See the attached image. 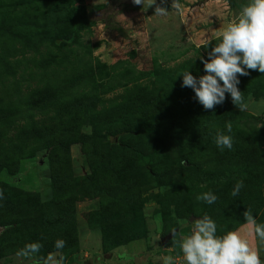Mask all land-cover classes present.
<instances>
[{
	"label": "rangeland",
	"instance_id": "rangeland-1",
	"mask_svg": "<svg viewBox=\"0 0 264 264\" xmlns=\"http://www.w3.org/2000/svg\"><path fill=\"white\" fill-rule=\"evenodd\" d=\"M111 1L125 37L101 20L110 0H0V264H33L16 253L40 242L46 257L58 239L65 264H185L190 219L247 232L251 208L264 224V74L239 77L246 111L227 93L204 109L181 76L205 74L199 57L247 0H180L183 15ZM208 191L212 205L197 200ZM105 251L127 259L92 263Z\"/></svg>",
	"mask_w": 264,
	"mask_h": 264
},
{
	"label": "clouds",
	"instance_id": "clouds-1",
	"mask_svg": "<svg viewBox=\"0 0 264 264\" xmlns=\"http://www.w3.org/2000/svg\"><path fill=\"white\" fill-rule=\"evenodd\" d=\"M144 3L145 0H133L134 5ZM154 3L152 0V5ZM161 5H166V0H161ZM171 8L180 15L184 14L185 8L180 0H172ZM168 14L166 6L155 8L156 16ZM218 39V43L211 45L207 58L199 57L205 74L197 78L190 71L183 72L182 87L191 88L195 99L206 110L222 105L227 93L240 111H246L248 104L238 88L241 83L239 77L249 76V70L264 74V0H247L237 16L219 32ZM225 128L226 132L217 130L214 143L221 150H231L234 144L232 124L226 123ZM242 187L243 181H237L231 195L237 196ZM0 199H3L2 190ZM197 200L212 205L218 197L208 191L197 196ZM243 217L247 232L236 229L222 235H218V225L208 214L193 219L189 234L184 235L179 244L185 264H264L255 245L257 238L264 243V224L257 223L251 208H247ZM65 245V240L58 239L54 244L57 252L36 259L43 245L32 242L16 255L32 260L33 264H65L66 258L59 251ZM176 259L172 255L163 258L164 264H176Z\"/></svg>",
	"mask_w": 264,
	"mask_h": 264
},
{
	"label": "trees",
	"instance_id": "trees-1",
	"mask_svg": "<svg viewBox=\"0 0 264 264\" xmlns=\"http://www.w3.org/2000/svg\"><path fill=\"white\" fill-rule=\"evenodd\" d=\"M109 9H112V14L109 15L107 18H102L101 20L103 21V24L105 25V27L111 31H115L118 35H120L121 37H125V30L117 23L114 21V17L117 15V13L119 12V9H116L112 3V1L110 0L109 4H106L103 6L101 11H108ZM116 10V11H113ZM94 13V12H93ZM92 13V14H93ZM132 133H130L129 135H131ZM121 135H126V134H118L116 135V137L118 136V140H111V144H117L120 143L119 139ZM101 138V137H100ZM103 139L107 140L109 138H111V136L109 134H106L102 137ZM107 256V258L112 259L113 261H123L127 259V256L125 254H116L115 258L114 255H111L109 252L105 251L102 253L101 257H95L94 259H92V263L93 262H97L99 261L102 256ZM77 263V262H76ZM80 264V263H78ZM94 264V263H93Z\"/></svg>",
	"mask_w": 264,
	"mask_h": 264
},
{
	"label": "water",
	"instance_id": "water-1",
	"mask_svg": "<svg viewBox=\"0 0 264 264\" xmlns=\"http://www.w3.org/2000/svg\"><path fill=\"white\" fill-rule=\"evenodd\" d=\"M193 220V218L192 219H190V221H192ZM169 239V236H166L164 239H162V243H166V241Z\"/></svg>",
	"mask_w": 264,
	"mask_h": 264
},
{
	"label": "crops",
	"instance_id": "crops-1",
	"mask_svg": "<svg viewBox=\"0 0 264 264\" xmlns=\"http://www.w3.org/2000/svg\"><path fill=\"white\" fill-rule=\"evenodd\" d=\"M257 242H258V240L256 239V240H255V245H256Z\"/></svg>",
	"mask_w": 264,
	"mask_h": 264
}]
</instances>
